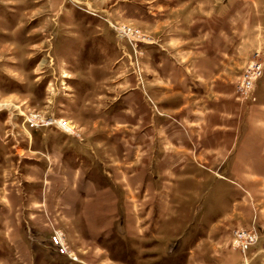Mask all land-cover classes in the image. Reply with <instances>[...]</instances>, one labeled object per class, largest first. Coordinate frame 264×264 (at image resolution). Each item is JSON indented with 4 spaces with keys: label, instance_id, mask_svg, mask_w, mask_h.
Here are the masks:
<instances>
[{
    "label": "rangeland",
    "instance_id": "1",
    "mask_svg": "<svg viewBox=\"0 0 264 264\" xmlns=\"http://www.w3.org/2000/svg\"><path fill=\"white\" fill-rule=\"evenodd\" d=\"M0 264H264V0H0Z\"/></svg>",
    "mask_w": 264,
    "mask_h": 264
},
{
    "label": "built area",
    "instance_id": "2",
    "mask_svg": "<svg viewBox=\"0 0 264 264\" xmlns=\"http://www.w3.org/2000/svg\"><path fill=\"white\" fill-rule=\"evenodd\" d=\"M114 32L119 39L126 38L130 41L143 42L147 41L143 36L133 32L132 29L126 26H113ZM150 42V41H149ZM261 63L256 60H251L247 63L243 69L237 88L239 89L240 96L243 98L250 97V93L254 87V81L259 76L261 71ZM25 121L30 127H37L43 124H52L56 121V124L64 129H69L64 120L57 119H45L36 112H29L24 117ZM70 130V129H69ZM233 245L238 247L241 251L247 248L248 245L256 240V233L252 229H244L237 227L233 230ZM247 260V258L245 259Z\"/></svg>",
    "mask_w": 264,
    "mask_h": 264
}]
</instances>
